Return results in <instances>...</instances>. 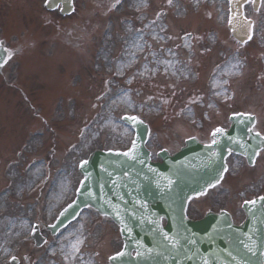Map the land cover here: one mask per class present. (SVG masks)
Wrapping results in <instances>:
<instances>
[{
    "label": "rangeland",
    "instance_id": "obj_1",
    "mask_svg": "<svg viewBox=\"0 0 264 264\" xmlns=\"http://www.w3.org/2000/svg\"><path fill=\"white\" fill-rule=\"evenodd\" d=\"M197 1L175 0L164 17L166 0H77L75 13L61 17L43 0H0V41L13 51L16 40L24 47L0 77V264L13 257L19 264H109L122 240L93 211L57 236L42 229V247L29 235L73 198L78 165L93 150L129 145L125 114L149 123L155 152L175 151L191 136L209 141L238 111L257 114L254 129L264 133V6L248 8L257 28L241 47L227 28L225 0ZM188 34L193 39L181 38ZM258 182L264 165L247 175L243 161L231 159L223 184L192 215L222 203L240 221L242 199Z\"/></svg>",
    "mask_w": 264,
    "mask_h": 264
},
{
    "label": "water",
    "instance_id": "obj_2",
    "mask_svg": "<svg viewBox=\"0 0 264 264\" xmlns=\"http://www.w3.org/2000/svg\"><path fill=\"white\" fill-rule=\"evenodd\" d=\"M60 1L62 12H70L72 0H52V3ZM247 1L229 0V28L239 42L252 36V21L243 13ZM259 2L254 0V8H258ZM232 123L229 131L216 133L213 147L189 143L172 160L162 154L163 164L150 162L144 146L148 130L134 123L137 135L131 157L123 153L96 152L91 161L81 165L80 171L86 180L79 189L76 202L66 210L63 221L72 219L85 205L111 215L120 225L126 243L124 255L112 260L115 264H151L150 257L154 264H263L262 203L245 207L249 218L240 227L234 226L226 216L211 215L192 222L184 215L186 199L204 191H197L200 180L193 178V171H202L206 175L202 167L213 162L221 165L222 171L228 147L232 146L236 151L250 150L244 152L250 155L264 145V138L250 131L254 118L235 116ZM246 135L251 137L250 143L242 141ZM172 167L175 168L169 170ZM162 217L170 221L164 228H160ZM144 246L150 253L144 251ZM134 248L141 252L135 258L130 255ZM171 256L170 260H161Z\"/></svg>",
    "mask_w": 264,
    "mask_h": 264
},
{
    "label": "snow or ice",
    "instance_id": "obj_3",
    "mask_svg": "<svg viewBox=\"0 0 264 264\" xmlns=\"http://www.w3.org/2000/svg\"><path fill=\"white\" fill-rule=\"evenodd\" d=\"M127 119L128 120H131V121H133V122H135L136 120H137V118L136 117H127ZM222 130L221 129H216L214 132H213V137H215V135H216V133H219V132H221ZM257 135H259V133H257ZM216 143V141H215V139H213V144H215ZM134 149H135V142H133V149H131V150H129V152H125V153H123V155H125V156H132V154H133V152H134ZM84 163H87L86 161L84 162ZM83 166V165H82ZM262 199H264V198H262ZM246 203H255V201H252V202H246ZM138 255H139V253H137ZM119 255H124V253H120Z\"/></svg>",
    "mask_w": 264,
    "mask_h": 264
}]
</instances>
